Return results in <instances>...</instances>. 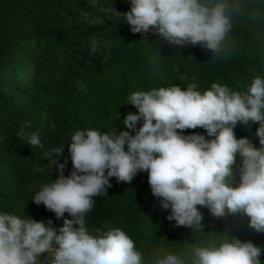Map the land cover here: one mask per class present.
I'll return each mask as SVG.
<instances>
[{"label":"trees","instance_id":"obj_1","mask_svg":"<svg viewBox=\"0 0 264 264\" xmlns=\"http://www.w3.org/2000/svg\"><path fill=\"white\" fill-rule=\"evenodd\" d=\"M225 2L232 27L222 51L213 54L201 44H170L154 30L132 33L121 15L130 11V0H0V213L57 230L64 219H72L68 213L57 218L33 200L43 184L59 175L45 153L64 146L58 163L69 176L68 146L76 131L131 132L123 125L127 114L138 113L126 104L131 93L170 86L183 90L190 83L201 93L212 83L244 91L256 76L264 79V0ZM93 40L98 42L95 53ZM25 122H31L25 131L37 132L43 148L18 136ZM142 124L141 119L136 129ZM258 127L238 122L234 133L259 147ZM180 134L214 139L200 127ZM240 165L237 156L233 186ZM110 183L106 194L93 197L86 226L93 232L121 228L143 254V264L168 254L192 264L196 247L218 245L226 232L260 247L264 264V232L249 227L243 213L216 218L197 206L203 216L200 227L176 226L167 219L171 209H163L162 198L152 194L147 171H138L131 183L115 177Z\"/></svg>","mask_w":264,"mask_h":264},{"label":"clouds","instance_id":"obj_2","mask_svg":"<svg viewBox=\"0 0 264 264\" xmlns=\"http://www.w3.org/2000/svg\"><path fill=\"white\" fill-rule=\"evenodd\" d=\"M130 3V11L118 14L132 33L154 30L173 45L201 44L217 54L232 27L225 0L212 5L202 0ZM97 44L92 41L93 53ZM197 87L190 83L183 90L170 86L131 93L126 104L138 113H129L123 120L131 132L76 131L68 146L73 166L69 176L63 174L65 165L58 163L64 146L46 152L59 175L43 184L33 200L57 218L68 213L72 219H64L57 230L43 222L0 213V264H143V254L121 228L98 227L93 232L86 226L93 197L106 194L112 186L110 178L131 183L138 171L148 172L152 194L162 198L163 209H171L167 219L176 226L200 227L203 216L197 206H202L216 218L243 213L249 227L264 232V79L256 76L244 91L219 83H212L203 93ZM238 122L259 124L255 133L259 147L249 137L236 138ZM197 127L214 139L180 134ZM26 128H31V122H25L18 136L43 148L39 134L28 133ZM237 156L241 158L240 175L233 186ZM261 252L251 241L230 238L226 232L218 245L196 247L192 264H261ZM154 264H184V260L168 254Z\"/></svg>","mask_w":264,"mask_h":264}]
</instances>
